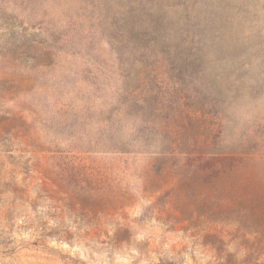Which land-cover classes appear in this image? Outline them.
Wrapping results in <instances>:
<instances>
[{"label": "rangeland", "instance_id": "1", "mask_svg": "<svg viewBox=\"0 0 264 264\" xmlns=\"http://www.w3.org/2000/svg\"><path fill=\"white\" fill-rule=\"evenodd\" d=\"M0 264H264V0H0Z\"/></svg>", "mask_w": 264, "mask_h": 264}]
</instances>
